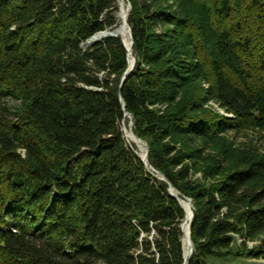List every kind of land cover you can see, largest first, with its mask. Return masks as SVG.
<instances>
[{
    "label": "trees",
    "instance_id": "16d2710c",
    "mask_svg": "<svg viewBox=\"0 0 264 264\" xmlns=\"http://www.w3.org/2000/svg\"><path fill=\"white\" fill-rule=\"evenodd\" d=\"M119 1L0 0V264H182L168 185L186 264L264 258V151L209 181L176 145L264 134V0H127L120 89Z\"/></svg>",
    "mask_w": 264,
    "mask_h": 264
},
{
    "label": "rangeland",
    "instance_id": "374dc122",
    "mask_svg": "<svg viewBox=\"0 0 264 264\" xmlns=\"http://www.w3.org/2000/svg\"><path fill=\"white\" fill-rule=\"evenodd\" d=\"M127 0H120L118 3V13H123L129 8ZM118 18V16H117ZM119 23V18L117 19ZM117 23V24H118ZM208 107L225 115L223 110L219 109L214 103ZM227 115V114H226ZM229 115V114H228ZM230 116V115H229ZM130 119L122 122L124 138L131 148H136L138 155L141 156L142 150L136 146L126 135L130 131ZM127 138V139H126ZM177 148L182 154L197 155L190 159L188 156L183 157L184 163L191 166V173L194 178L207 179L209 181L217 180L220 174L226 173L230 168L241 163H245L251 157L264 151V134L254 129H245L238 132L228 131L210 140H177ZM196 150V151H195ZM218 168L220 174H217ZM186 201L189 199H185ZM189 208V204H185ZM234 250L240 243L238 234H234ZM255 242H248L247 249H250ZM236 246V247H235ZM246 250L239 248L238 254L221 258H211L209 264H264V258H254L245 255Z\"/></svg>",
    "mask_w": 264,
    "mask_h": 264
},
{
    "label": "bare ground",
    "instance_id": "6f19581e",
    "mask_svg": "<svg viewBox=\"0 0 264 264\" xmlns=\"http://www.w3.org/2000/svg\"><path fill=\"white\" fill-rule=\"evenodd\" d=\"M127 13H128V11H126V14H125V12L118 13L117 16L119 18V23L113 29L108 30V31H111L113 33H117V35L119 37H121L122 40L124 41L126 47L129 48L130 39H129V36H128V31L126 29V26L124 24L126 22ZM108 34L109 33H106V31L99 32L96 35H94L92 37V39H90V42H94V41L100 40V39L104 38L105 36H107ZM130 56H132L131 55V51H130V54H129L128 58H130ZM129 65H130V63H129ZM126 135L133 143L136 144L137 147H139L142 150V153H141L140 157L143 158L144 152H145V149H144L143 145L139 144V143H137L135 141V138L132 136L130 131H127ZM181 200H185V199L180 198V203H181ZM185 202L188 203L186 200H185ZM181 205L183 206V208L185 210V217H184V220L182 222V226H183L184 221L187 220L186 223H185L186 228H185L184 235H183V254L185 256V263L184 264H186L187 259L191 255L190 241H189V237H188V223H189V217H190V213H189L190 205H189V208L184 203H181ZM182 229H183V227H182Z\"/></svg>",
    "mask_w": 264,
    "mask_h": 264
},
{
    "label": "water",
    "instance_id": "95a60500",
    "mask_svg": "<svg viewBox=\"0 0 264 264\" xmlns=\"http://www.w3.org/2000/svg\"><path fill=\"white\" fill-rule=\"evenodd\" d=\"M127 11H129V8H127ZM127 14H128V13H127ZM124 24H125L126 29H127V31H128V36H129V39H130V45H129V48L126 47L124 41H123L122 38L120 37L121 40H122V43H123L124 47H125L126 50H127V63H128V65H127L126 70L123 72V74H122V76H121L120 84H119V89L121 88V85H122V83H123V81H124L126 75L132 70V68H133V64H134V59H133V57L131 56V59L128 58V57H129V54H130V51H131V44H132L131 31H130V28H129L128 24H127V21H126ZM106 33H109L108 35H110V36H118L117 33H113V32L108 31V30H106ZM130 61L132 62L131 65H129ZM120 100H121V99H120ZM126 115H127V117L130 119L129 124H130V132H131L132 136L135 138V141H136L137 143H139V144H142L143 147H144V149H145V152H144V156H143V158H141L140 156H139V157H140L141 160L144 162V164H145V166H146V168H147L148 171H150V172H156L157 174H159V176H156V175L154 174L155 177H157L158 179H161V180H165V179H164V176H163L161 173L157 172V171L154 170L151 166H148V165H147V147H146V144H145L143 141H141L137 136H135V135L133 134V132H132L133 122H132V120H131V116L128 115L127 113H126ZM167 191H168V193H169L170 196L176 198V200L178 201L179 205H180V206L182 207V209L184 210L183 206H182L181 203H180V197L177 196L176 191H175L170 185H168ZM187 202H188L189 205H190V210H189L190 217H189V223H188V237H189V241H190V249H191V252H192V248H193V246H192V241H191V239H190V235H189V226H190V222H191V219H192V210H191L190 200H187ZM184 212H185V210H184ZM184 217H185V216H184ZM180 227H181V231H182V245H183V235H184V234H183L182 224H181ZM184 263H185V256H184V254H183V263H182V264H184Z\"/></svg>",
    "mask_w": 264,
    "mask_h": 264
}]
</instances>
